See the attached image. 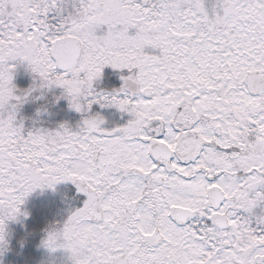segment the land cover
<instances>
[{"label": "snow or ice", "instance_id": "6c2138e0", "mask_svg": "<svg viewBox=\"0 0 264 264\" xmlns=\"http://www.w3.org/2000/svg\"><path fill=\"white\" fill-rule=\"evenodd\" d=\"M64 4L0 0V232L34 190L72 181L73 264H264V0ZM18 64L63 89L75 129L25 132ZM105 66L119 88L98 87ZM93 104L131 118L104 128Z\"/></svg>", "mask_w": 264, "mask_h": 264}, {"label": "rangeland", "instance_id": "374dc122", "mask_svg": "<svg viewBox=\"0 0 264 264\" xmlns=\"http://www.w3.org/2000/svg\"><path fill=\"white\" fill-rule=\"evenodd\" d=\"M208 2L210 3V0ZM73 5L74 0H65L63 15H67L73 11ZM49 16L53 18L54 22L59 19L56 12L49 13ZM104 30H106V26L98 28L97 34H103ZM134 31L135 29H130V34L134 33ZM121 74L120 70H115L111 66H105L98 87L102 89L107 88L106 90L119 88L122 84ZM32 79L33 74L27 69L26 64H18L13 73V84L16 85V88L25 89L29 87ZM23 82H25V85H23ZM44 91L48 101L39 104V102H36L37 96L39 93L44 94ZM64 97L66 96L63 95V89L58 86L43 88L34 92L25 101V118L17 114V119L23 121L25 132L35 128L54 129L59 124L65 122L75 129L84 114L70 107L68 99H64ZM63 101L68 103L66 104L67 106L63 105ZM21 112L20 110L19 113ZM97 113L104 117L102 127L108 129L123 125L131 118L129 113L121 112L115 106L102 107L100 104H93L88 115H95ZM85 199L86 195L79 192L72 181H61L53 188L46 187L34 190L25 198V202L21 208L23 213L27 206L30 208L40 203L52 202L53 212L50 214L49 219L53 221L52 223L60 224L63 223L71 211L81 207ZM21 215L16 219L6 222V244L0 247V264H14L11 260H15V258L12 255L6 256L5 252L8 251V242H12L15 238L13 236L14 232L20 228ZM45 235V231L42 232L34 246L36 254H39V259L34 264H40L42 260H47L48 264H71L68 258L69 254L65 249L58 248L55 251H50L41 246V241Z\"/></svg>", "mask_w": 264, "mask_h": 264}, {"label": "trees", "instance_id": "16d2710c", "mask_svg": "<svg viewBox=\"0 0 264 264\" xmlns=\"http://www.w3.org/2000/svg\"><path fill=\"white\" fill-rule=\"evenodd\" d=\"M23 85H25V82H23ZM64 99H67V97H64ZM44 101H48L45 91L44 94L39 93L36 102L43 104ZM66 104L68 103L63 101V105L67 106ZM20 110L22 111L21 113H19ZM17 114L25 118V102L18 107ZM51 203H40L30 208L28 206L25 208L27 215L23 214L25 212L22 213L20 228L14 232L13 236L15 238L12 242H8V251L5 252L6 256L12 255L15 258V260H11L14 264H34L39 259V254H36L34 246L39 240L40 234L53 222L49 219L50 214L53 212ZM50 206L52 207L50 208ZM22 240L23 243L21 242Z\"/></svg>", "mask_w": 264, "mask_h": 264}, {"label": "clouds", "instance_id": "9594fccd", "mask_svg": "<svg viewBox=\"0 0 264 264\" xmlns=\"http://www.w3.org/2000/svg\"><path fill=\"white\" fill-rule=\"evenodd\" d=\"M26 67L28 70H30L29 66L26 64ZM31 72V71H30ZM33 74V73H32ZM43 88H47L45 86L42 85V82L38 79V77H34L33 74V79H32V83L29 85V87L25 88V89H16L17 93L19 94H26L25 96V100H27L29 97L32 96V94L36 91H38L39 89H43ZM47 186L43 187L46 188ZM50 188V187H47ZM20 216V215H19ZM19 216H17L16 218H18ZM68 217V216H67ZM67 219V218H66ZM65 219V220H66ZM64 220V221H65ZM8 220L5 221V224L3 225V231L0 232V235L3 236V241L0 242V247L4 246L6 244V240H5V236H6V222ZM63 221V222H64ZM62 223L58 224V223H50L46 228H45V233L46 235L44 236V238L41 241V246L50 250V251H55L58 248H62L60 247L61 245L66 244L67 242L64 240L63 238V234H62ZM52 234V240L49 243V234ZM23 243V240L21 241ZM64 249V248H63ZM68 252V251H67ZM69 256L68 258L71 261V264H73V261L71 259V254L70 252H68ZM40 264H48L47 260H42L40 262Z\"/></svg>", "mask_w": 264, "mask_h": 264}]
</instances>
